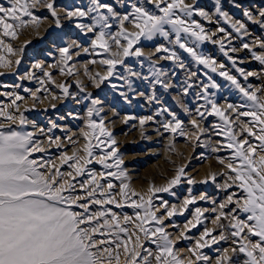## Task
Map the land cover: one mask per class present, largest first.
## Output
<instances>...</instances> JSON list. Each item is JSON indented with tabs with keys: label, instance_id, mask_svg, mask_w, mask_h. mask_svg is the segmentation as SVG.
<instances>
[{
	"label": "snow or ice",
	"instance_id": "snow-or-ice-1",
	"mask_svg": "<svg viewBox=\"0 0 264 264\" xmlns=\"http://www.w3.org/2000/svg\"><path fill=\"white\" fill-rule=\"evenodd\" d=\"M228 3L242 9V15L247 22L258 25L264 30V7L253 13L243 8L237 0H228ZM214 4L215 13L212 15L228 24L236 37L241 40V44L239 48L232 46L231 33L219 26L216 28V33H222L223 36L211 42L219 45L220 51L244 81H248L251 76L260 78V73L245 72L243 68L237 67L236 59L229 56V52L247 50L253 60L264 66V36H257L250 43L245 41L244 37L252 35L246 23L233 19L228 12L223 11L221 0H214ZM149 5L151 7H148ZM121 7H124L122 3ZM38 8H44L50 13L55 28H62V20L67 21L90 42V47H82L81 42L73 39L66 46L59 47L61 65H66L72 59V55L79 56L81 49L84 53L93 56L98 54V49H103L107 53L104 59L87 61L88 64L98 63L102 69V72L98 71L94 74H90L89 70L85 69V75L88 76L93 87L100 88L109 77L115 76V79L123 81L120 87L126 86L127 90H120L116 84H111L112 89L119 91L125 102H130L134 98V96L130 97V93L145 96L144 92L136 93L134 88V79L142 80L152 89L145 98L159 103L155 95V86L159 85L164 92H168L176 87L172 83V77L176 73L172 72L169 76L168 72L157 64L159 61L170 60L174 67L184 70L185 64L177 52L170 47L157 45L154 53L145 57L148 61L149 75H142L125 63V58L135 57L143 68L144 61L139 59L144 56L143 49L134 46L140 43L141 38L152 41L154 37L159 36L168 44L188 53L193 61L211 72L217 73L219 68L218 75L240 93L243 101L240 104L227 103L226 109L235 113L236 120H240V117H251V120L240 121L243 132L247 135L237 139V135L240 134L234 131L232 122L225 116L224 109L215 99V92L209 95L210 88L219 90V86L211 80L208 83H196L193 80L196 73H188L187 79L182 82L181 92L174 99L180 102L181 95L186 97L190 94V90L195 88L197 89L195 100H204V104L196 108V114L190 120L192 128L196 129L192 135L199 140L198 133L202 132L199 121L205 118V113L219 117L226 126L213 125L214 128L220 127L226 134L228 142L223 147L232 151L229 157H217L218 163L226 169L219 173L224 178V183L216 185L217 189L224 193V198L220 202L212 199L211 208L197 206L189 209V205H196L198 200L208 202V197L204 193L198 197L194 196L189 187V194L180 205H169L167 200H161L154 206L153 198L157 193L174 195L170 190L182 182V178L185 177L184 167H177L175 175L164 186L150 185L146 193L132 190L131 196L138 197V200L128 202L129 185L124 183L126 174L121 169L123 160L117 156L115 147L117 142L111 132L104 127V119L101 118L98 123L93 119L94 116L99 117L103 109L97 107L101 101L92 98V93H87L82 98L90 101L84 117V128L80 132L84 141L83 147L76 148L75 145L79 141L68 136L67 131L61 128V131L65 132L66 140L74 147L71 155L61 152L58 157L59 164L44 156L34 155V153L46 152L45 140L39 139L37 133L46 138L48 147L53 145L58 149L62 147L64 141L61 137L49 135L59 126L49 122L50 126L46 132L45 129H38L37 125L32 123L31 127L34 131H27L26 126L29 121L20 111V105L16 103L24 97L11 92L0 93L9 97L14 96L10 104L0 107V117H3L0 121V264H200L201 261H209V257L202 253V249L227 241L229 237L232 238L233 246L216 248L218 255L215 264H264V95L259 94L264 93V87L255 88L250 83L246 87L242 86L236 76L224 70V64H218L212 57L196 50L208 37L205 35L204 27L193 17L199 16L211 21L212 15L198 8L197 0L190 2L143 0L142 3H129L127 10L123 12L117 11L112 4L104 3L102 0H89L86 8L66 5L62 9L57 8L55 0H2L0 2V68H11L21 63V57L29 41H25L19 47H15L12 42L19 37L21 30L29 26L39 27L40 21L33 13V10ZM113 28L116 30L112 31ZM181 34H183V42ZM173 35L174 39L171 38ZM188 37H192L193 40L189 42ZM225 41L228 44L227 50ZM113 46L115 51L112 50ZM153 54L159 55L153 59ZM12 57H15V60H12ZM243 62L241 58L240 63ZM118 64L123 67L122 75L116 74ZM32 68L43 71L40 63H34ZM60 71L61 75H72L70 70L65 72L63 67ZM43 75L49 77L51 82L47 71H43ZM33 78L34 73L30 71L26 72L25 76L19 77L29 80ZM40 83L44 84L45 81L41 80ZM2 86L7 87V85ZM59 88L65 98L71 96L77 103L80 102L75 95L69 93L65 85L60 84ZM39 90L37 88L36 92ZM24 91L31 90L25 88ZM84 91V87H80V92ZM32 98L38 99L35 92H32ZM56 98L53 96V99ZM182 107L185 113L191 115L186 106L182 105ZM240 109L245 110L240 111ZM164 113H167L171 119L160 122L161 127L172 133L179 130V133L187 138L188 134L181 127L182 122L167 108H160L153 115L140 117L141 128L148 121L157 122L154 121V116H162ZM128 119L135 117H125V121ZM100 137L107 139V148L110 151L100 148L104 143L99 139ZM248 137H253L259 143H252ZM93 140L99 142L93 144ZM200 146L205 145L201 143ZM95 149H100L99 156L95 154ZM219 150L218 147L211 148L213 153ZM93 160L104 170L115 167L117 171L96 173L87 168ZM109 160H114V163H108ZM65 165L67 170L62 171ZM81 176H86L87 179L79 182L77 186L74 181ZM107 177L121 181L119 200L112 191L115 185L107 180ZM216 179V174L210 173L199 183L206 184L209 180L215 182ZM186 183L191 186L197 181L186 178ZM234 187L240 190L239 193L229 191ZM126 204L139 211L134 212V220L128 215H123L125 226H122L120 215L105 206L114 205L119 209ZM92 206H98L97 210L93 211ZM186 211L191 212L192 218L187 219L177 239L194 241V243L186 249L189 257L185 262L174 250L175 241L165 231L164 221L166 218L171 220L173 216L184 215ZM205 212L214 214L211 222L219 229V234L214 235V229L205 226L198 236L187 235L198 225L204 224L207 219L204 217ZM225 220L228 221L227 225L223 223ZM129 223L134 224L131 232L126 226ZM169 226L178 227L174 222ZM146 243L154 245L155 250L146 247ZM237 253L243 255L242 261L237 257Z\"/></svg>",
	"mask_w": 264,
	"mask_h": 264
},
{
	"label": "rangeland",
	"instance_id": "rangeland-1",
	"mask_svg": "<svg viewBox=\"0 0 264 264\" xmlns=\"http://www.w3.org/2000/svg\"><path fill=\"white\" fill-rule=\"evenodd\" d=\"M0 2H2V0H0ZM102 2L112 4L117 11L123 12L127 10V5L129 3H142L143 0H120V2H118V0H102ZM186 2H190V0H186ZM237 2L241 4L243 8L248 9L253 13H256L259 8L264 7V0H237ZM88 3L89 0H55L58 9H62L66 5H75L86 8ZM121 3L124 5L123 8L121 7ZM148 7H151V5ZM197 7L207 11L210 15L215 13L214 0H197ZM221 7L222 10L228 12L233 19H239L246 23V26L252 35L244 37L245 41L250 43L255 37L264 36V30H261L258 25H252L246 21L242 15V9L233 7L228 3V0H221ZM33 13L40 21L39 27L34 28L29 26L28 28L21 30L19 37L12 42L15 47H19L21 44H24L25 41H29L25 46V51L21 57V63L19 65H13L11 68H0V89L2 85H7V87H4L6 91L24 97L26 102L20 106V111L23 112L27 121H29L26 126L27 131H34L31 127L32 123H35L38 129H45L46 132L50 126L49 122H53L59 126L53 129L49 135H52L53 137H61L64 141L62 147L58 149L53 145L48 148L46 138L42 136L40 139L45 140L46 152L34 153L36 157L44 156L45 158L53 160L56 164H59L58 157L62 151L71 155L74 146L66 140L65 132L61 131V128H64L67 131L68 136L70 135L73 139L79 141L75 145L76 148L83 147L84 141L80 132L81 129L84 128V117L87 108L90 106V101L82 98L87 93H92V98L101 101V104L97 107L103 109L100 116H94L93 119L96 120L97 123L101 118L104 119V127L111 132L112 137L117 142L115 145L117 148V156L123 160L121 169L126 174L124 183L129 185V189L127 190L129 194L128 202L138 200V197L131 196L132 190L138 193H146L150 185L154 187L166 185L167 181L175 175L177 167H184L185 177L182 178V182L179 185L170 190L174 195H170L169 193H157L153 198L154 206L158 205L161 200H167L169 205H180L183 199L188 196L189 187L192 189V195L198 197L201 193H204L208 197V202L198 200L196 205H189V209H193L197 206L201 208H211L212 204L210 201L212 199H216L217 202L223 200L224 193L218 190L216 185L217 183L221 185L224 183V178H222L219 173L226 171V169L218 163L217 157H229L232 155V151L231 149L223 147V145L228 142L226 134L221 131L220 127L214 128L213 125L226 127L224 121L215 115H208V113H205V118L199 121L202 132L198 133L199 140H196L192 135V133L196 132V129L192 128L190 120L195 116L196 108L199 105L204 104V100H195V93L197 90L195 88L190 90L188 96L184 97L181 95L180 102L174 99V97L181 92V89L183 88L182 82L187 79L188 73H196V76L193 78L196 83H208L209 80H211V82L216 83L219 86V90L210 88L209 95L211 96L212 93L215 92V99L221 105L222 109H224L225 116L232 122L234 131L240 134L237 135V139L246 136L247 133L243 132L240 121H250L251 117H240V120H236L235 113L226 109L225 106L227 103L240 104L243 101L240 93L236 91L228 81L218 75V72L220 71L219 68L217 69V73L211 72L203 65L197 64L193 61L188 53L184 52L182 49L168 44L162 37L156 36L152 41H146L141 38L140 43L134 47H141L143 49L144 56L139 59L144 61V67L141 68L135 57L125 58V63L135 71L140 72L142 75H149L147 67L148 61L145 57L149 56L150 53H154V48L157 45H164L172 48L173 51H176L184 62L185 69L182 70L178 67H174L170 60L159 61L157 66L167 71L169 76H171L172 72L176 73V75L172 77V83L176 85V87L171 88L168 92H164L159 85H156L155 95L159 100V103H156L145 98L152 91L148 83L134 79L136 93L144 92L145 96L130 93V97L134 96V98H132L130 102H125L119 95V91H114L111 87V84H116L120 90L126 91V86L123 88L120 87L123 85L122 80L115 79V76L109 77L100 88H95L92 86L88 76L85 75L86 68L89 70L90 74H94L98 71L102 72L98 63L88 64L87 61L92 59H95L96 61L104 59L107 56V53H105L103 49H98V54L95 56L86 54L81 49V54L79 56L72 55V59L69 60L66 65H61L59 63V47L66 46L67 43L73 39L81 42L82 47H90V42L86 37L80 34L79 30L75 29L74 26L69 25L67 21L62 20V28H55L50 13H48L46 9H34ZM193 18L204 27L205 35L208 37V39L201 43L199 48L196 49L199 53L212 57L218 64H224V70L236 76L242 86L246 87L247 84L250 83L255 88L264 87V66H261L257 61L253 60L247 50L229 52V56L236 59L237 67L243 68L245 72L252 71L260 73V78H257V76H251L248 78V81H244L243 77L235 71V68L232 66L228 58L220 51L219 45L211 42L212 40L219 39L223 36L222 33H216V28L219 26L223 27L225 31L231 33V45L236 46L237 48L240 47L241 40L236 37V34L232 32V29L228 24L224 23L222 19L215 15H212L211 21L204 20L199 16H194ZM217 21L219 23H217ZM115 30V28L112 29V31ZM181 35L183 42V34ZM171 38L174 39V35ZM187 40L191 42L193 38L188 37ZM225 44L227 50L228 44L226 41ZM112 50L115 51V46H113ZM254 50L259 51L258 49ZM156 55L159 54H153L152 58L155 59ZM5 57L6 59L8 58L6 54ZM241 58L244 60L243 63H240ZM11 59L15 60V57H12ZM34 63H40L43 71H47L50 74L51 82H49V77L43 75V71L32 68ZM49 65H56V67H49ZM61 67H63L65 72L70 70L72 75H61ZM29 71L34 73L33 79H19V77L25 76L26 72ZM116 74H123V67L119 64L116 66ZM41 80H44L45 83L41 84ZM60 84L65 85L68 88L69 93L75 95L80 102L77 103L76 100L71 98V96L65 98L59 88ZM14 85H20V87H13ZM80 87H84L85 91L80 92ZM25 88H28L31 91L25 92ZM37 88L40 89L38 92H36ZM32 92H35L38 99L34 100L32 98ZM259 94L264 95V93ZM53 96L57 98L53 99ZM11 100L12 99L9 98L6 104H10ZM53 105H55V107H53ZM182 105L189 109L191 115L185 113ZM207 107L210 108V106ZM160 108H167L177 116L182 122L181 127L184 129V132L188 134L187 138H185L184 135H181L179 130L172 133L165 131L163 127H161L160 122H167L171 119L167 113H164L162 116H154V121L157 122L148 121L143 128H141L139 118L153 115V113ZM25 109L27 110L25 111ZM243 110L245 109H240V111ZM201 111H203V109H201ZM16 114L18 115V113ZM125 117H135V119H128L125 121ZM2 119L3 117H1L0 121H2ZM99 139L104 141V143L100 145V148H103L105 151H110V149L107 148V139L105 137H100ZM248 139L254 144L259 143L253 137H248ZM98 142L99 141L97 140L92 141L93 144ZM65 143L66 145H64ZM201 143L205 146L201 147ZM212 147H218L220 150L213 153L211 151ZM50 154L53 156L51 157ZM95 154L99 156L101 154L100 149H95ZM108 163H114V160H109ZM87 168L96 173L101 171H117L115 167L109 170H104L95 160H93ZM61 170H67V166L65 165ZM210 173L216 174L217 179L215 182L209 180L206 184L199 183L200 180L205 179ZM134 175L135 177H131ZM186 178H192L197 181V183L189 186L186 183ZM85 179H87L86 176L77 177L74 183L78 186L79 182ZM107 180L115 185L112 191L116 194V199L119 200V185L121 181L116 180L113 177H107ZM101 182L103 183L104 181ZM229 191H237L239 193L240 190L234 187ZM105 207L120 215L122 226H125L122 219L123 215H128L134 220V212L139 211L128 207L127 204L119 209L115 208L114 205H106ZM97 208L98 206H92L93 211L97 210ZM161 211L163 210L161 209ZM159 214L160 213L158 212L157 215ZM213 216V213L205 212L204 217H207V219H205L204 224L198 225L197 228L192 229L187 235L191 236L195 234L198 236L205 226L213 228V234L218 235L219 229L211 222ZM204 217H202V219ZM191 218V212L186 211L184 215H176L173 216L171 220L166 218L164 221L166 226L165 231L168 232L171 235V238L175 241L174 250L177 252L178 257L183 258L185 262L189 257L186 249L191 246L194 241L178 240L177 237L179 232L183 230V225L186 223L187 219ZM173 222L178 225V227L173 228L169 226ZM223 223L227 225L228 221L225 220ZM126 226L128 227L129 232L134 228V224L132 223H129ZM145 226L150 227L151 225ZM231 240L232 238L229 237L227 241H221L219 244L212 245L210 248L202 249V253L209 257V261H201L200 264H215V258L218 255L215 249L225 247L231 248L233 246ZM145 246L155 250L154 245L146 243ZM237 257L241 259V261L244 259L243 255L239 253H237Z\"/></svg>",
	"mask_w": 264,
	"mask_h": 264
},
{
	"label": "bare ground",
	"instance_id": "bare-ground-1",
	"mask_svg": "<svg viewBox=\"0 0 264 264\" xmlns=\"http://www.w3.org/2000/svg\"><path fill=\"white\" fill-rule=\"evenodd\" d=\"M0 93H10V92H8V91H6V89L4 88V87H2L1 86V89H0ZM9 98H11V99H13L14 98V96L13 97H9V96H7V95H0V107H3L4 105H6V102H7V100H9ZM9 102V101H8ZM24 102H26L24 99H22V100H18V101H16V103L18 104V105H23L24 104ZM8 104V103H7ZM0 119H1V117H0ZM3 120V119H2ZM30 127V126H29ZM37 135H38V138L40 139L42 136H39V134L37 133ZM70 136V135H69ZM67 143V142H66ZM66 143L64 144V145H66ZM49 148V147H48ZM48 150V149H47ZM48 152V151H47ZM50 153V152H49ZM50 156L52 157L53 155H51L50 154ZM50 156H48V157H50ZM50 157V158H51ZM133 175V174H132ZM130 176V175H129ZM131 177H135V175L134 176H131Z\"/></svg>",
	"mask_w": 264,
	"mask_h": 264
}]
</instances>
